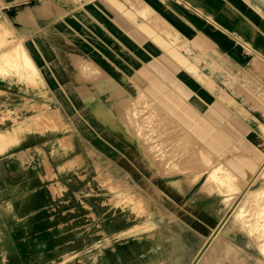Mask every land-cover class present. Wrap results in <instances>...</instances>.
<instances>
[{
    "label": "rangeland",
    "instance_id": "obj_1",
    "mask_svg": "<svg viewBox=\"0 0 264 264\" xmlns=\"http://www.w3.org/2000/svg\"><path fill=\"white\" fill-rule=\"evenodd\" d=\"M86 1L52 0L43 23L33 17L47 12L46 1L25 17H18L19 11L16 19L25 28L19 39L6 38L9 25L0 30V264H189L226 214L198 264H220L211 256H223L225 244L233 251L223 264H264L253 241L264 246V155L258 153L264 150V129L257 131L260 138L252 131L258 130L256 123L264 125V104L259 99L253 109L248 105L255 96L264 100V78H255L253 86L242 80L252 91H245L249 101L217 81L242 108L233 111L221 104L214 116L208 115L220 128L214 127L194 111L189 101L196 97L191 99L185 87L182 94L189 100L177 93L175 98L191 107L188 112L165 101L173 87L151 92L133 75L117 79L108 64L115 65L118 55L104 48L102 41L110 38L101 24L91 13L83 14ZM76 11L86 16L82 26L65 23L77 18L72 16ZM260 12L264 16V7ZM152 19L163 22L155 13L145 22ZM208 25L205 21L202 28ZM37 34L52 62L49 68L38 54L37 66L27 54ZM119 44L122 53H134ZM233 45L238 43L218 42L245 69V61L232 54ZM174 74L189 75L183 69ZM84 94L91 103L102 100L101 117L87 107L89 102L85 105ZM207 107L202 103L200 110ZM244 108L257 117L252 128L243 122ZM119 127L128 131L129 143ZM59 139L72 141L73 149L63 150ZM244 153L256 159L249 178V167L235 165L244 164L239 159ZM66 160L71 164L58 170ZM232 219L242 231L233 232Z\"/></svg>",
    "mask_w": 264,
    "mask_h": 264
},
{
    "label": "crops",
    "instance_id": "obj_2",
    "mask_svg": "<svg viewBox=\"0 0 264 264\" xmlns=\"http://www.w3.org/2000/svg\"><path fill=\"white\" fill-rule=\"evenodd\" d=\"M45 1L47 3V12L44 15L35 14L33 17L35 20H37V18L40 19L42 23L48 19L47 17L52 7L50 2H52V0H0V30H5L8 27L7 25L11 28L6 38L19 39L21 36L20 31L25 29L20 25V21L16 19L19 11H26L27 8H31L37 12L39 10L37 8L42 7ZM61 1L60 3L63 4V0ZM259 2L261 5L255 6L248 0H88L84 2L83 6L85 7L86 13L83 14L91 13L98 21L96 22L101 24L106 34L109 35L110 42L105 43L102 41V44L104 48L106 47L105 49L107 51L109 50L108 53H110L112 57L118 55L117 57L119 60L115 59L116 66L114 64H108L110 68V70H108L115 73V75L119 77L117 79L124 81V75H133L138 81L146 85L151 92H157V87H173L175 92H170L165 97V101L170 105L173 104L183 111L188 112L191 107L189 105L184 106L180 103L181 99L189 100L182 94L183 87H185V89H187H184L185 91H190L187 95H189L191 99L193 95L196 97L193 101H189L190 104L193 105L194 111L199 115H203L200 117L204 118L206 122H209L214 127L220 128L212 122L209 116H214L216 110L221 108V104L228 103L233 111H239L242 107L237 108L238 100L231 95L229 96L225 88L221 87L217 81L230 86L233 94L242 95L245 100L249 101L246 95L247 93L251 94L252 91L242 83V80L247 79L253 86L256 85L255 78H264V16L260 12L263 11L264 0H259ZM48 6H50V11H48ZM123 6L126 7L125 10L122 9L124 8ZM116 8L120 9L117 10ZM131 10H133V12ZM152 13L157 14L164 23L158 19H152L146 23L145 20L149 19ZM83 14L76 11L72 16H76L77 18L74 17L71 20L62 21H65V23L69 22V24L70 22L71 24L74 22L82 26L81 23H84L86 18ZM140 16L144 19H139ZM56 21L55 19L49 22L55 23ZM205 21L209 25L204 29L202 25ZM69 24L68 27H70ZM134 24L137 27H135ZM82 28L87 35L93 37V31H85L84 27ZM65 32L69 33L67 31ZM95 36L98 38L96 34ZM48 38L52 45L63 48L61 43H58L52 37ZM104 38H106V36H104ZM220 40L238 43V45L232 46L231 52L234 57L245 61H243L245 63V69L240 67L236 59H233L228 53L223 52L219 48L218 42ZM118 41L122 42L134 53L128 51L122 53V50L117 47L121 45ZM43 45L40 35L37 34L35 37H31L26 51L35 64L34 53L42 57L49 68L52 62L48 61L49 59L47 58ZM82 45L88 48V45H84V43H82ZM117 50L120 51L118 52ZM92 53H94V51H92ZM121 53L123 56H121ZM93 55L97 57L96 54ZM63 57H65V54ZM64 61H66V59ZM67 62H69V59ZM69 65L68 69L70 70L73 66L71 63ZM181 69L185 70L197 82H193L192 78L187 74L180 77L174 74V71L178 72L181 71ZM39 72L45 82V75L42 74L41 71ZM54 77L57 78L56 76ZM181 77L183 79H181ZM244 81L245 80H243V82ZM59 84L60 86H65L62 83ZM243 86L244 90H240L239 88H243ZM245 91L248 92L245 93ZM176 93L180 100L175 98L177 97ZM215 94L219 97L218 100L211 99L213 96L216 97ZM259 99L264 104L263 99L255 96L254 99H251V105L250 103L248 105L253 109L252 102L254 103V101ZM83 100L85 105L89 102L85 94ZM202 103L208 105L207 111L205 112L200 110ZM101 104L102 100L93 99V102H89L87 107L89 109L92 108L91 110L97 115L98 107ZM244 109L243 122L252 128L254 127L253 124L257 122V117L246 110V108ZM260 114L262 116L264 115L263 110H260ZM200 124H203V122H200ZM205 125L206 126L203 127L209 129L208 124L206 123ZM256 125L258 130L252 131L257 135L256 138H260L257 131L263 130L264 125L261 122L256 123ZM195 127L197 130L201 129L199 124H196ZM119 129H121L120 133L124 141L129 143L130 138L128 136V131L123 127H119ZM222 134L234 144L235 148H241V146L232 141L224 131ZM59 144L65 151L73 149L72 141H69L68 144L63 143V141L59 139ZM241 151L245 150L242 148ZM258 153L259 155H264V150L261 149ZM239 159L243 161L244 164L235 163V165L238 169H248L249 167V178L252 173L256 171L257 167L254 161L256 159L250 154L248 156L246 153L240 154ZM69 164H71V161L68 160L59 163L58 170H61ZM223 167L225 166L223 165ZM225 168L231 171V169ZM98 171L100 173V168ZM231 173L233 175L235 174L232 171ZM234 176L240 179L236 174ZM101 182L103 185V179ZM57 185L60 184L58 183ZM224 224L221 225L216 234H218ZM232 225L234 229L233 232L242 231L240 224L237 223L235 219H232ZM214 237L212 239H214ZM253 241L258 244L264 256L263 243L256 239H253ZM225 245L227 248L223 246V256H215L216 254L211 256L213 260H218L219 258L220 260H218V262L220 264L231 261L233 249L230 245ZM201 257L202 255L197 260L198 262ZM198 262L195 264H198Z\"/></svg>",
    "mask_w": 264,
    "mask_h": 264
},
{
    "label": "water",
    "instance_id": "obj_3",
    "mask_svg": "<svg viewBox=\"0 0 264 264\" xmlns=\"http://www.w3.org/2000/svg\"><path fill=\"white\" fill-rule=\"evenodd\" d=\"M231 207L230 210L231 211ZM228 217V214H226L215 226V228L212 230V232L210 233V235L207 237L206 241L204 242V244L201 246V248L198 250V252L196 253V255L194 256V258L191 260V262L189 264H195L197 262V260L199 259V257L202 255V253L204 252V250L206 249V247L208 246V244L210 243V241L212 240L213 236L216 234V232L218 231V229L221 227V225L224 223V221L226 220V218Z\"/></svg>",
    "mask_w": 264,
    "mask_h": 264
},
{
    "label": "bare ground",
    "instance_id": "obj_4",
    "mask_svg": "<svg viewBox=\"0 0 264 264\" xmlns=\"http://www.w3.org/2000/svg\"><path fill=\"white\" fill-rule=\"evenodd\" d=\"M45 4H47V3H45ZM37 9L41 10V8H37ZM39 10H38V11H39ZM34 12H35V11H34L33 9H31V8H27L26 11H20V12H19V17L22 18V17H25L26 15H29L30 13H34ZM7 74H8V73H7ZM7 74H4V76L6 77ZM2 75H3V74H2ZM9 75H10V74H9ZM9 75H8V76H9ZM9 77H11V76H9ZM9 77H8V78H9ZM15 77H16V76H15ZM23 77H24V76H23ZM139 95H140V94H139ZM174 122H175V121H174ZM174 122H173V123H174ZM168 126H169V123H168ZM169 127H170V126H169ZM161 128H163V127H161ZM172 129H173V128H172ZM174 130H175V129H174ZM177 135H179V134H177ZM165 152H166V151H165ZM204 160H205V159H204ZM207 163H208V162H207ZM254 164H255V163H254ZM255 166H256V165H255ZM253 167H254V166H253ZM172 168H173V167H172ZM253 169H254V168H253ZM263 170H264V169H263ZM225 171H226V169H225ZM228 171H229V170H228ZM222 172H223V170H222ZM213 173H214V172H213ZM217 173H218V172H217ZM220 175H221V174H220ZM222 175L224 176V174H222ZM222 175H221V176H222ZM225 175H226V174H225ZM230 175H231V174H230ZM230 175H229V176H230ZM234 175H235V174H234ZM211 176H212V175H211ZM226 176H227V175H226ZM226 176H225V177H226ZM231 176H232V175H231ZM231 176H230V177H231ZM212 177H213V176H212ZM225 177H224V178H225ZM222 178H223V177H222ZM227 178H228V177H227ZM235 178H236V177H235ZM225 179H226V178H225ZM225 179H224V180H225ZM231 179H232V178H231ZM216 180H217V179H216ZM222 180H223V179H222ZM227 180H228V179H227ZM227 180H226V181H227ZM237 180H238V179H237ZM239 180H240V179H239ZM213 181H214V180H213ZM219 181H220V180H219ZM233 181H236V180L234 179V177H233ZM219 183H220V182H219ZM223 183H224V182H223ZM216 184H217V182H216ZM226 184H227V183H226ZM231 184H233V182H231ZM231 184L229 183V184H227V185H228V186H229V185L231 186ZM233 185H235V182H234ZM218 186H219V185H218ZM224 186H225V185H224ZM224 186H223V187H224ZM230 186H229V188H230ZM235 187H236V186H235ZM235 187H234V189H235ZM237 187H238V186H237ZM227 188H228V187H227ZM231 188H232V187H231ZM224 189H225V188H224ZM232 189H233V188H232ZM234 189H233V190H234ZM237 189H238V188H237ZM235 192H236V191H235ZM224 193H226V192H224ZM197 262H198V261H197Z\"/></svg>",
    "mask_w": 264,
    "mask_h": 264
}]
</instances>
